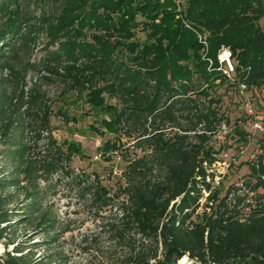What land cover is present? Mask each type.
Segmentation results:
<instances>
[{
  "label": "trees",
  "instance_id": "trees-1",
  "mask_svg": "<svg viewBox=\"0 0 264 264\" xmlns=\"http://www.w3.org/2000/svg\"><path fill=\"white\" fill-rule=\"evenodd\" d=\"M33 29L45 52L23 61L18 51L35 41ZM222 45L235 62L232 79L217 59ZM29 70L60 77L65 94L115 101L106 122L113 136L100 151L124 162L117 184L74 173L79 148L52 135V107L37 80L27 86ZM0 71V242L13 245L0 264H42L14 240V227L54 230L40 183L55 175L74 181L122 248L118 264H264V152L250 166L254 181L223 195L211 170L226 146H216V134L230 122L219 90L264 86V0H0Z\"/></svg>",
  "mask_w": 264,
  "mask_h": 264
},
{
  "label": "rangeland",
  "instance_id": "rangeland-1",
  "mask_svg": "<svg viewBox=\"0 0 264 264\" xmlns=\"http://www.w3.org/2000/svg\"><path fill=\"white\" fill-rule=\"evenodd\" d=\"M32 31L35 32L31 33L35 41L18 51V56L23 61L30 59L36 62L45 52L43 33L37 29ZM138 35L142 33L139 31ZM196 35L199 40L204 37L199 32ZM6 75L7 71H0V84ZM42 75L50 76L51 79H43ZM36 80L53 110L50 118L52 135L58 142H71L79 148L72 160L74 173L85 172L84 177L90 172H96L103 183L117 184L124 162L116 155L111 161H105L100 151L101 144L113 136L106 122L110 119L115 101L106 95L90 98L65 94L60 77L44 71L29 70L26 76L27 86H31ZM219 92L223 95L222 107L230 122L229 125L222 124L216 134V146L225 143L226 146L211 170L214 172L213 184L220 186L223 195L230 184L241 185L252 178L249 175L250 166L256 163L257 155L264 152V86L243 90L239 87L227 91L222 87ZM234 125L247 133L245 141L237 140ZM122 141L125 142L124 147L131 152L132 142L127 138ZM6 160L5 156L0 155V170H7ZM109 169L113 170L111 177L106 176ZM40 187L46 190L43 209L56 218L55 227L46 236L34 229V223L25 221L16 224L14 240L27 246L30 256L40 258L42 264L49 258L53 261L45 264H58L54 260L60 258H63L62 264H118V257L123 254L122 248L107 238L100 220L78 195L74 181L55 175L48 184L41 182ZM239 210L242 215L250 211L249 207ZM52 237L56 238L55 242L45 241ZM12 248L13 245L4 247L0 242V254ZM180 262H188L187 257L181 258Z\"/></svg>",
  "mask_w": 264,
  "mask_h": 264
},
{
  "label": "built area",
  "instance_id": "built-area-1",
  "mask_svg": "<svg viewBox=\"0 0 264 264\" xmlns=\"http://www.w3.org/2000/svg\"><path fill=\"white\" fill-rule=\"evenodd\" d=\"M218 62L221 66L222 72L232 79V74L235 68V62L232 57V53L229 47L222 45L217 54ZM239 87L243 90L246 89L244 84H240Z\"/></svg>",
  "mask_w": 264,
  "mask_h": 264
}]
</instances>
